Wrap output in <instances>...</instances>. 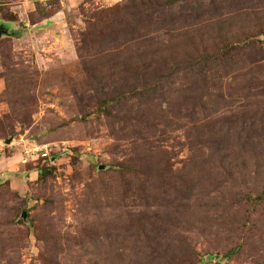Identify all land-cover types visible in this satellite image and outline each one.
I'll return each mask as SVG.
<instances>
[{
	"label": "rangeland",
	"instance_id": "374dc122",
	"mask_svg": "<svg viewBox=\"0 0 264 264\" xmlns=\"http://www.w3.org/2000/svg\"><path fill=\"white\" fill-rule=\"evenodd\" d=\"M200 5L204 16L183 0H0V156H13L0 164L9 184L0 264H264V0H229L220 17L211 0ZM116 7L114 20L100 19ZM126 10L164 24L150 46L154 61L183 56L164 44L182 21L219 18L221 42L247 41L228 54L191 31L194 54L210 59L196 85L167 58L166 68L125 79L99 50L112 53ZM100 21L105 38L85 46L88 25ZM123 51L122 62L143 57ZM161 74L168 78L149 103L125 100ZM38 168L45 179L32 173ZM104 230L121 235L110 244Z\"/></svg>",
	"mask_w": 264,
	"mask_h": 264
},
{
	"label": "trees",
	"instance_id": "16d2710c",
	"mask_svg": "<svg viewBox=\"0 0 264 264\" xmlns=\"http://www.w3.org/2000/svg\"><path fill=\"white\" fill-rule=\"evenodd\" d=\"M183 1L186 3L194 2V5L196 6L195 8L203 11V9L201 8V5H200V0H183ZM211 1H212V6L216 7L215 10H212L213 12L211 13V16H214L216 14H217L216 16H219L218 13L222 9H224L223 4L229 3V0H222V1L211 0ZM2 9L3 8H0V13L2 12ZM117 9H118V7L110 9V10H105L104 13L100 14V16H99L100 19L107 21L108 17H110L111 19L114 20L115 16L117 15ZM207 12L208 11H206V12L203 11L202 14L203 13L204 14L203 15L201 14V15L204 16L207 14ZM123 15L125 17L117 20L116 23H114L117 27V31H116L114 36L116 38V35L118 33L121 35V38L120 39L116 38L117 41H114L115 43H113L112 53L109 54V50L111 48L99 50L100 60L103 58L106 59L105 61L101 60L102 63L104 64V66L106 64L108 65L109 63L111 65L116 64L115 66H122L124 68L123 74L125 76V79L129 78L130 80L132 78H134V76H135L134 74H142V77L147 76L146 74H150L152 72V70L154 68L153 65H155V66L157 64L162 65V68L160 70L166 68L167 67L166 66L167 61L164 58H167V57L164 56V58H161L160 60L154 61V57H155L154 52H153L154 49L150 48V46H152L153 43L159 41V40H157L159 38H157V39H154V38L156 36V33L160 34L162 31H164V30H162V27L164 24L161 22L158 23V22H156V20H155V23H152V22L149 23L147 21L148 15H143V14L139 13L138 11L132 12V11L126 10L123 13ZM182 15H184V14L182 13ZM191 15H194V12H192L191 14H186V16L184 18L185 21H187L188 19H192L193 16H191ZM181 24L183 26L180 25V29L184 30V32H181V30L178 27L177 28L173 27L171 30V33H173L174 35H172V34H168V35L169 36H175V37L174 38L173 37H170V38L167 37L168 39L165 41L164 44H172L173 43L170 46L171 48H176V47L181 48V50L183 51L182 52L183 56L180 59H178L176 57H173L171 60H169L168 58L167 59L169 62H171V66H170L171 71H173L174 73H180L181 70L189 71L191 81H189V80H186V81L188 82V84L194 83L196 85V84H198V81L204 75L210 73V66H206V64L210 63V59L205 58L204 55H202V56L198 55L197 52L194 54L193 47L189 46V40L191 39L190 38L191 37V31L199 29L198 32L200 33V35H202V32H204L205 34H208L211 37L212 41L219 44L221 41H224L225 33H223V30L221 28L223 26L222 25L223 23L221 22V19L219 20V18H215L214 22L212 24H210V20H206L202 24H198L197 22L195 24H189L188 22H184V21H182ZM102 25L105 26V24L102 23L101 21L96 22V23L90 22V25H88V30L83 34L84 43L86 44L85 46H87L88 44H91L92 42L96 43V41L98 42V45H99L100 41L105 38V32L101 31ZM106 25H107V30H108L107 33L111 34V32H112V34H114L113 31L111 30V27L113 28L114 25H111V23H107ZM195 25H196V27H195ZM199 25L202 27H200ZM217 26H218V28H217ZM138 30H139V35H137V37H135L133 35V32L138 31ZM209 32H212L213 34H215V36L212 37L209 34ZM125 37H127V38L125 39ZM177 40H179V41H177ZM246 41H247V39H242L240 41H235L232 43H230L228 41L227 42H221V44H224L222 50H226V53L229 54L236 45H238L239 43H245ZM162 43H163V40H162ZM145 48H148L147 52H143V50ZM132 49H134V51H136V53H138L139 55L143 56L142 58H139V56H138V59L136 61L137 63L135 62L136 65L128 57H127L128 62H126L127 60L124 62H122L120 60L121 53H125L123 50L128 51V50H132ZM217 53H218V51H217ZM82 55L83 54L81 53L80 56H82ZM219 55H221V54H219ZM151 59L156 63H153V61H151ZM88 68L89 67H86V70ZM186 68H188L189 70H187ZM212 68H214V67H212ZM91 69H93V68H91ZM155 71L158 72L157 70H154V72ZM87 73L88 74H93V73L98 74V70H97V68H95L92 71L88 70ZM158 73H160V72H158ZM161 75L162 76L157 77L158 81L153 80L150 82V84L143 82L144 87L142 89L132 88L131 90H129L127 93L128 95L125 98V100L131 99V98L132 99L136 98L140 102L149 103L153 99V97L157 94L156 91H153V89H154L153 85L160 86V88L158 89V91H159L162 88L161 84H159V83H161L163 80L166 81L167 80L166 78H168L167 76H165V74H161ZM31 76L34 77V75H31ZM195 77H196V79H195ZM185 79H187V78H185ZM29 81H30V79H29ZM29 81H28V83L25 84V86L28 87L30 85ZM33 82L35 84V83H37V80H35ZM148 84H149L150 88H147ZM184 84L187 85V83H185V82H182L181 85L183 86ZM129 85H130V82L128 81L127 86H129ZM22 87L17 91L18 94L15 93V95L13 96L14 100L17 99V97L19 95L22 96V93H23V92H21ZM169 91L170 90L168 89L166 93H168ZM33 97H34V95H32L31 97L28 96V99H31V98L35 99ZM36 106H37L36 103L32 101V104L29 103V104L23 105V109L25 110L28 107L36 108ZM22 115H23L22 120L28 119L27 122L30 121V116H31L30 114H26V112L24 111L22 113ZM21 122H24V121H21ZM0 138H2V137H0ZM162 158L164 161V159H165L164 156H162ZM211 160L218 162L217 158H214ZM224 161L225 160L219 161V163H223ZM195 167L199 168L200 166L199 167L195 166ZM123 171L127 175H132L135 173V170H130L129 168H125V169L120 170V172H123ZM37 173H38L39 179H45L47 177V175L49 174V171L47 169L38 168ZM197 175L199 176V175H201V173L197 174ZM195 177H196V175H195ZM2 180L0 179V181L3 182V183L0 182V196L2 195L1 190L2 189L6 190L7 186H9V184L6 183L5 178ZM258 195L259 196L261 195L260 197H263L260 192L258 193ZM263 195H264V193H263ZM120 216H130V215L120 214ZM131 229H133V227ZM131 229H129V230H131ZM104 232H105V234H104L105 237L107 236L106 238L108 240H110V244H111L112 241H111V238L109 235H114V234H112L110 232V230H104ZM91 233H92V231H91ZM99 233L100 232H98V231H95L94 233H92V237H93L92 239L95 243L100 241L99 240L100 239ZM123 234H126V233L123 232ZM120 235L121 234H118V236H115V235L114 236L116 238H118ZM132 236H133V234H132ZM129 240H131V239H129ZM107 257H109V255H107ZM47 258H50V256L48 255ZM104 258H105V256H104ZM95 263H97V262H95ZM49 264H60V262L59 263L50 262Z\"/></svg>",
	"mask_w": 264,
	"mask_h": 264
},
{
	"label": "crops",
	"instance_id": "0c3cea01",
	"mask_svg": "<svg viewBox=\"0 0 264 264\" xmlns=\"http://www.w3.org/2000/svg\"><path fill=\"white\" fill-rule=\"evenodd\" d=\"M12 158H13V156H9V157H6V156H0V164L1 163H3V162H11V161H13L12 160ZM35 172H37V170L36 171H34V172H32V173H35ZM3 174V175H2ZM1 174V176H4L6 173L4 172V173H2ZM38 174V173H37ZM6 176V175H5ZM5 179H7V178H5Z\"/></svg>",
	"mask_w": 264,
	"mask_h": 264
},
{
	"label": "water",
	"instance_id": "95a60500",
	"mask_svg": "<svg viewBox=\"0 0 264 264\" xmlns=\"http://www.w3.org/2000/svg\"><path fill=\"white\" fill-rule=\"evenodd\" d=\"M9 141H10V140H7L6 143L9 142Z\"/></svg>",
	"mask_w": 264,
	"mask_h": 264
}]
</instances>
